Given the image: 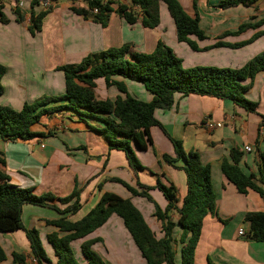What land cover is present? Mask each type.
I'll return each instance as SVG.
<instances>
[{"label": "crops", "instance_id": "crops-1", "mask_svg": "<svg viewBox=\"0 0 264 264\" xmlns=\"http://www.w3.org/2000/svg\"><path fill=\"white\" fill-rule=\"evenodd\" d=\"M118 1L125 4L128 2ZM220 1L198 0L200 27L208 37L207 40L198 42L201 48L213 45L217 38L215 36L225 29L235 30L239 24L246 22V18H249L248 23H255L264 18V14L254 17L253 7L238 6L225 10L217 8L216 5ZM0 2L8 19L7 24L0 22V64L6 67L2 79L4 90L0 94V105L15 110L45 97L63 95L64 76L58 68L78 64L91 54L109 48H120L126 44H130L134 51L152 53L160 39L176 53V48L180 47L174 23L164 6H161L160 25L154 29L144 28L140 22L129 23L115 12L110 15L108 25L103 28L93 19H85L72 11L73 7H86L84 2L83 4L75 0H63L54 3L47 10V15L42 19L41 32L32 34L29 30L31 11L39 14L44 10L39 6L32 9L31 0H19L18 3L14 0ZM179 2L186 13L194 17L193 0ZM17 6L24 18L20 23L14 14ZM113 8L116 9V5H113ZM233 15L237 17H232ZM228 21L234 25L226 27ZM252 33L254 34V31L246 34L247 36L227 37L225 42L246 41ZM253 46V52H249L250 54L242 60L235 56L234 60L239 61L235 67H240L264 50V37L242 49H217L210 56L195 58V63H191L189 67L206 64L222 67L219 65H225V60L219 58L220 56L240 50L237 52L239 54ZM126 83L132 96L147 102L151 100L152 95L145 94L140 88L141 84L131 81ZM136 90L141 96L137 95ZM97 93L102 98L111 99L118 95L114 87L106 88L103 81L98 82ZM246 95L257 103V112L264 116V72L256 75L254 85ZM155 117L172 138L181 141L186 154L190 151L198 153L202 163L211 167L216 208L214 213L207 212L202 218L194 264H208V258L216 264H264V242L245 240L238 235L240 229L246 234L250 230V225L244 222L247 213L264 212V185L256 181L263 190V196L253 190L242 195L221 171L222 161L226 159L231 162V149L238 147L243 152L239 164L242 171L247 175H258L260 153L264 150V126L259 129V117L251 118L230 101L197 95L184 97L179 94L176 95L172 108L156 110ZM209 123H212L214 128H208ZM89 126L102 128L103 124L63 110L44 116L41 123L32 128L33 132L43 134L42 137L27 141H8L0 137V157L5 162L1 170L10 177L14 186L32 189L37 196L52 194L55 197L52 204H56L61 210L71 202L65 205L61 204L59 199L71 195L77 186L81 190V208L77 213L66 216V220L70 222H77L86 216L105 192L131 198L157 237H162L161 224L154 217V203L143 197H132L122 184L114 180H122L134 187L136 181L151 187H155L158 182L165 186L173 185L176 188V206L180 208L188 190L186 173L162 161L164 155L176 157L172 142L160 128H152L153 147L148 151H139L134 147L144 167L135 174L130 169L124 152L109 150L102 135L91 130ZM246 147L251 148L249 153L245 151ZM184 164L185 161L180 159L175 166ZM150 195L164 211L168 201L163 193L159 189H153ZM26 212L29 213L28 223L23 221ZM168 215L176 223L173 230L174 250L176 262L181 264L182 245L179 238L182 229L177 224L178 213L173 209ZM61 217L50 208L33 205L23 207L24 226L40 232L42 243L53 264L56 263V258L47 236L59 233V230L48 225L46 221ZM92 239L102 240L93 246V250L110 264H146L123 221L115 215L88 237L71 244L80 264H88L82 255L81 244ZM0 245L7 255V260L1 264H12V252L30 255V244L23 230L0 234Z\"/></svg>", "mask_w": 264, "mask_h": 264}, {"label": "trees", "instance_id": "trees-1", "mask_svg": "<svg viewBox=\"0 0 264 264\" xmlns=\"http://www.w3.org/2000/svg\"><path fill=\"white\" fill-rule=\"evenodd\" d=\"M39 1L31 0L32 9L38 6ZM51 1L58 3L62 0ZM82 1L86 7H73L72 11L85 19H93L103 28L108 25L110 15L115 12L129 23L140 22L144 28L154 29L160 25L161 6H164L174 23L178 43L185 44L197 52L220 48L238 50L264 37V29L259 30L264 27L263 18L255 23L241 24L237 31L224 33L211 46L199 47L198 42H203L208 37L200 27L197 0H193L194 17L186 13L179 0H128L127 4L118 0ZM257 1L221 0L216 7L223 10L238 6L255 7ZM113 5H116V9ZM3 9L0 2V22L7 24L8 19ZM95 9L98 10L97 13H94ZM47 13L48 11H43L36 14L31 11L29 30L32 34L41 32L42 19ZM14 14L17 22L24 21L19 6L14 9ZM247 30L256 32L246 41L230 43L223 40L227 37H237ZM58 70L64 76L63 95L26 103L20 110L0 105L1 138L8 141H27L42 137L43 134L33 132L32 128L40 124L44 116L69 110L81 118L101 122L102 128H89L102 135L109 150L124 152L130 169L137 174L144 167L134 147L139 151H148L153 147L151 129L158 127L172 142L176 155L175 158L164 155L162 161L186 173L187 195L182 206L177 208L176 188L173 185L165 186L158 182L155 187H151L136 181L134 187L122 180H114L122 184L132 197H143L154 203V217L161 224L162 237H157L131 198H123L109 192L103 193L97 205L81 220L70 222L66 220V216L77 213L81 208V190L77 186L71 195L59 199L61 204L71 202L61 210L56 204H52L55 199L52 194L37 196L32 189L12 185L10 177L1 170L5 162L0 157V234L23 230L30 244V255L36 259L37 264H53L43 247L40 232L35 228H26L22 221L25 205L50 208L62 216L53 221H46L63 234L52 233L47 236L56 258L55 264H80L71 244L88 237L115 215L123 221L146 264H178L173 237L176 223L168 215L171 210L176 209L177 224L182 229L179 238L182 245L181 264H194L202 218L207 212L214 213L216 208L211 167L202 163L198 153L190 151L186 154L181 141L167 133L155 117V111L172 108L178 94L184 97H212L230 101L247 114L259 117L260 129L264 126V116L257 112V103L250 100L246 93L253 87L256 75L264 72V50L240 67L196 65L184 68L181 57L160 39L152 53L134 51L130 44H126L120 48H109L91 54L78 64L64 65ZM5 73L6 67L0 64V94L4 90L2 79ZM99 81H103L106 88L114 87L118 92L116 98L100 97L97 93ZM127 81L143 85L152 95V101L145 102L132 96L128 91ZM242 156L243 152L238 147H233L230 152L231 162L226 159L222 161L223 175L236 187L239 194L245 195L249 190H253L263 196V190L256 181L264 185V150L260 153L258 175H247L242 171L239 166ZM180 159H183L185 164L175 166ZM153 189H159L168 201L164 211L151 197L150 191ZM244 222L250 225V230L243 238L257 243L264 242V212H249L245 215ZM100 241L102 242L101 239H92L81 244L82 255L88 264H110L93 250V246ZM11 257L12 264H29L27 256L23 253L12 252ZM6 260L7 255L0 245V264ZM208 264L216 263L208 258Z\"/></svg>", "mask_w": 264, "mask_h": 264}, {"label": "rangeland", "instance_id": "rangeland-1", "mask_svg": "<svg viewBox=\"0 0 264 264\" xmlns=\"http://www.w3.org/2000/svg\"><path fill=\"white\" fill-rule=\"evenodd\" d=\"M63 1V0H62ZM82 2V1H81ZM197 2H198V0H197ZM83 3V2H82ZM84 4V3H83ZM193 10H194V7H193ZM194 13H195V10H194ZM200 14V13H199ZM237 15H241V14H238V13H236ZM264 14V0H258L257 2H256V4H255V7H253L252 8V15H254V17H259V16H262ZM237 15H233L232 17H237ZM251 18V17H250ZM247 20H246V22H242L241 24H245V23H248L247 21L249 20V18H246ZM260 21V20H259ZM241 24H239L238 25V27L241 25ZM234 24H230V22L228 21L227 22V24H225V26L226 27H232ZM238 27L235 29V30H227V29H225V30H223L222 32H220V34H218V36H215V37H217V38H219V37H221V36H223V34L224 33H226V32H230V31H237V29H238ZM259 30H263V27L261 28V29H259ZM258 30V31H259ZM252 30H247L246 32H244V33H242V34H240V35H238L237 37H239V36H244V35H246V34H248L249 32H251ZM256 31H254V33H255ZM253 34V33H252ZM247 36V35H246ZM250 37H251V35H250ZM249 37V38H250ZM216 38V39H217ZM226 39V38H225ZM225 39H223L224 41H225ZM183 47H185V48H183ZM189 50V51H187V49ZM255 48V46H253V47H251V48H249L248 50H243V52H241V53H237V52H240V50L239 51H235L236 53H233V54H228V55H222V56H220L219 58H223V61L225 60V65H226V67H230L231 66V68H235V66L239 63V61L237 60V59H235L234 60V58H235V56L237 55V57H239V59H243V57H245V56H247V54H250L249 52H253V49ZM212 51L210 52V50L209 51H203V52H197V51H194V50H192V49H190L187 45H185V44H180V47H178V49L176 48V51H177V54H179L180 55V57H181V59L183 60V66H184V68H187V67H189V65L191 64V63H195V58H203L204 56H210L211 54H214V52L217 50V49H211ZM242 51V50H241ZM261 52V51H260ZM201 63H203V62H201ZM207 65V64H206ZM225 65H223V64H220L219 66H225ZM207 66H210V65H207ZM216 66H218L217 64H215L214 65V67H216ZM137 85V84H136ZM138 86V85H137ZM141 87V89L145 92V94H147L148 96H151V94L149 93V92H147L146 91V89L143 87V85H140ZM137 92V95H139V96H141L140 94H139V92H138V90H136ZM146 95V96H147ZM140 99V98H139ZM142 101H145L144 99H142ZM152 101V96H151V100L149 101V102H151ZM145 102H147V101H145ZM250 115V117L251 118H253L255 115H253V114H249ZM29 208H36V207H29ZM38 210H40V209H38ZM23 221H25V223H28V221H29V213L28 212H26L25 214H24V220ZM10 239H7V241H9ZM43 240L45 241V238H43ZM41 241H42V239H41ZM43 244V243H42ZM43 247H44V245H43ZM44 249H45V247H44ZM46 250V249H45ZM47 252V251H46ZM28 258V263L29 264H37V262L36 263H34V262H32V259L34 258V257H32L31 255H29L28 254V256H27Z\"/></svg>", "mask_w": 264, "mask_h": 264}, {"label": "built area", "instance_id": "built-area-1", "mask_svg": "<svg viewBox=\"0 0 264 264\" xmlns=\"http://www.w3.org/2000/svg\"><path fill=\"white\" fill-rule=\"evenodd\" d=\"M81 1L82 0H75V2H79V3H81ZM53 4H54V2H52L51 0H40L38 6L41 7L44 11H47L53 6ZM97 12H98V10L95 9L94 13H97ZM207 127L210 129L214 128L212 123L207 124ZM42 147H44V146H42ZM245 151L249 153L251 151V148L246 147ZM238 235L243 238L246 236V233L242 229H240L238 232ZM32 262L36 263L37 261L35 258H33Z\"/></svg>", "mask_w": 264, "mask_h": 264}]
</instances>
